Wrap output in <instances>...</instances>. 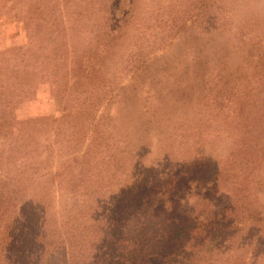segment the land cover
Listing matches in <instances>:
<instances>
[{
    "label": "rangeland",
    "instance_id": "obj_1",
    "mask_svg": "<svg viewBox=\"0 0 264 264\" xmlns=\"http://www.w3.org/2000/svg\"><path fill=\"white\" fill-rule=\"evenodd\" d=\"M1 91L0 264L26 219L79 264H147L112 258L106 227L153 201L207 240L151 264H264V0H0Z\"/></svg>",
    "mask_w": 264,
    "mask_h": 264
},
{
    "label": "trees",
    "instance_id": "obj_2",
    "mask_svg": "<svg viewBox=\"0 0 264 264\" xmlns=\"http://www.w3.org/2000/svg\"><path fill=\"white\" fill-rule=\"evenodd\" d=\"M29 91L27 90L26 92ZM1 93L0 147L2 148L3 146L4 148L5 146L7 150L0 151V217L4 216L2 222H7L11 218L9 211L11 206H13L15 192L1 177L6 167L5 164L8 161L10 163L14 162L13 144L11 145L10 143L9 145L6 142H10L11 140L8 137L9 131L12 128L10 118L16 107H13V103H15L14 97L5 96L4 91H1ZM118 204L119 202H116L117 206ZM155 206V201L149 203L147 206H142V210H139L137 206V211L134 213L131 221H125L126 213L123 215L121 212L119 219L112 220L107 225L106 229L110 230V232H108L106 241L109 242L108 249L112 250L109 254L112 258L130 263L142 261L151 264L149 258L154 256L152 251L156 246L157 248L164 247V245L175 247V242H180L184 238L189 243L195 244V247L203 248L205 246L207 235L202 237L201 234L207 231H205V228L203 232L202 230H198L197 224L200 222H193L189 225V222L187 223L181 218L168 217L166 214L168 211H163L161 206H159L161 210H155ZM26 221L28 223L31 222V224L26 223L21 228H18L17 239H13L17 252H10L8 255V260L12 264H79L77 261L71 259L69 247L66 245L67 242L63 240L61 232L53 230L50 233H46L40 230L41 228L38 231L36 225L32 224L31 219H26ZM171 226L176 227L168 230ZM228 232L230 234L229 228L225 227L215 238L229 236ZM25 246L26 250L22 251V248ZM190 251L189 257L190 261H192L194 254L200 251L195 249H191ZM21 253H24V255ZM254 253L264 258V238L258 240ZM168 257L169 260H173V253L169 252Z\"/></svg>",
    "mask_w": 264,
    "mask_h": 264
}]
</instances>
